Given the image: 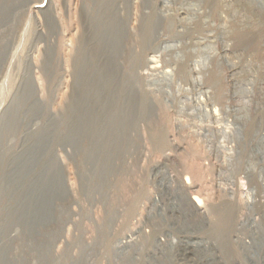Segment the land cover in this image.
I'll use <instances>...</instances> for the list:
<instances>
[{
  "label": "rangeland",
  "instance_id": "obj_1",
  "mask_svg": "<svg viewBox=\"0 0 264 264\" xmlns=\"http://www.w3.org/2000/svg\"><path fill=\"white\" fill-rule=\"evenodd\" d=\"M170 1L172 10L193 4L201 13L188 23L176 12L161 16L163 0H0V264L100 263L101 252L127 231L149 199L154 171L175 168L198 178L204 154L197 144L206 141L234 146V264L250 263L243 258L249 245L239 241L250 242L253 225L264 240V202L259 199L262 204L247 215L244 194L250 187L259 192L264 179V167L258 171L264 159V12L252 0H234L232 10L228 0ZM148 18L154 21L147 43L140 29ZM106 20L112 29L95 47L94 36L103 33ZM231 30L234 35L226 36ZM207 33L210 40L196 48ZM179 38L187 53L183 63L175 51L154 53L162 42ZM207 42L211 47L204 51ZM153 56L157 72L147 67ZM113 58L121 67L118 74L110 67ZM233 58L234 69L228 62ZM125 71L134 73L150 96L144 114L138 94L119 98ZM154 80L161 81L152 85ZM248 81L253 97L240 90ZM212 95L219 96L217 114L202 117L200 108L211 109ZM237 107L247 114L242 132L233 126ZM110 120L127 123L128 139L117 144L105 168L97 162L99 136L122 135L120 128L99 126ZM255 148L260 155L254 157ZM28 151L30 163L22 161ZM55 156L62 192L55 182L54 222L39 232L41 216L26 214L23 186L43 167L54 165L56 172ZM220 213L222 234H228V215ZM220 242L224 254L230 253L227 242Z\"/></svg>",
  "mask_w": 264,
  "mask_h": 264
},
{
  "label": "built area",
  "instance_id": "obj_2",
  "mask_svg": "<svg viewBox=\"0 0 264 264\" xmlns=\"http://www.w3.org/2000/svg\"><path fill=\"white\" fill-rule=\"evenodd\" d=\"M197 145L204 154L199 152L203 157L197 162L200 166L198 178L191 171L180 174L172 168L173 173L169 171L163 181L164 174L154 171V190H149V199L140 206L129 228L122 234L118 247L126 251L125 257L136 255L135 264H222V258L226 260L227 256L223 255L212 235L215 215L221 211L230 220L225 244L231 255L230 262L226 260V264H234L236 193L234 173L231 176L227 171L229 164H234V146L210 144L207 141ZM261 148H264V144ZM221 151L224 157L229 156V160L232 157L231 161L226 160ZM262 164L258 169L259 174L264 167V159ZM259 183V192L256 187L244 191L248 199L247 215L262 204L257 202L259 199L264 202V179L261 178ZM178 184L185 190V204L176 199ZM253 188L256 190L252 192Z\"/></svg>",
  "mask_w": 264,
  "mask_h": 264
},
{
  "label": "bare ground",
  "instance_id": "obj_3",
  "mask_svg": "<svg viewBox=\"0 0 264 264\" xmlns=\"http://www.w3.org/2000/svg\"><path fill=\"white\" fill-rule=\"evenodd\" d=\"M229 1V5L228 4H226V5H228L227 6V9L228 10H232V5H233V1L234 0H228ZM238 1V0H237ZM252 1H254V2H257L258 3V6H259V9L262 11V12H264V0H252ZM171 1L170 0H163V2H162V4H161V9H160V14H161V16H164V15H169V14H171L172 12H176V13H178L180 16H186V18L185 19H183V20H188V23H191V22H193L195 19H197V16L201 13V10L199 9V8H197V6H195V5H193V4H188L186 7L185 6H182L179 10H172V8L170 7L171 6ZM249 5H252L251 3H248L247 4V6H249ZM244 8H246V7H244ZM184 11H190L191 12V14H187V13H185ZM233 13H232V18H234V16L236 15V14H238V10H234V11H232ZM262 14H264V13H262ZM182 18V17H181ZM231 19V18H230ZM103 21H105V20H99V21H97V20H94L93 21V23L94 22H99V24L101 23V22H103ZM153 21H154V19L153 18H148L146 21H144L145 23H143L142 24V28L140 29V30H142L141 31V33H142V35H143V38H144V41L145 42H147L148 43V39L150 38V34H151V32H152V26H153ZM109 23V22H108ZM112 25V24H111ZM111 25H109V24H107V20H106V22H104V24H103V33L102 34H96L95 36H94V42L96 43V46L95 47H98L100 44L99 43H101V41H102V37L104 36V34L105 33H108V30H110V29H112V26ZM174 25V23L172 22V21H170V28L172 27ZM128 26H126V28H127ZM126 28H125V30H126ZM234 30H231V31H229V33L228 34H226V36H233L234 35ZM213 34V33H212ZM211 34V35H212ZM208 36V33H207V35L205 36V37H207ZM198 38L197 40H196V43H197V45L195 46L196 48L197 47H200V45L198 44V43H202V42H204V41H207V40H210V37L208 36L207 38ZM118 38L121 40V35H117V42H118ZM181 38H179V39H176V40H173V41H164V42H162L161 43V45L159 46V48L158 49H156L155 50V52L154 53H157L158 51H162V52H170V51H175L176 52V59L177 60H179V61H181L182 63L184 62V59H185V56H186V54H185V52L184 51H181L180 49V46H181ZM185 44H187V43H185ZM188 45V44H187ZM186 45V46H187ZM211 44H208V42H207V44H204V45H202V48H203V50L204 51H206V50H208L211 46H210ZM198 50V49H197ZM196 50V51H197ZM224 50H225V52H228L229 51V46H226L225 48H224ZM96 51V50H95ZM194 51H195V49H194ZM98 52V49H97V51H96V53ZM189 52V51H188ZM197 53V52H196ZM184 54H185V56H184ZM154 57L155 56H153L152 57V59L151 60H149L148 61V65H147V67H149V70L150 71H152V72H157V70H158V66H157V62H156V60H154ZM93 59H94V57H93ZM116 61H118L117 60V58H114ZM239 60V59H238ZM119 62V61H118ZM228 62H229V64H230V66H231V68L232 69H234L235 67H236V61L234 60V58L233 59H230V60H228ZM119 64V63H118ZM119 71H121V67L119 68V70H118V72ZM185 69L182 67V70H180V72H179V76L180 77H183L184 76V74H185ZM118 72H117V74H118ZM169 73H171V72H169V71H163V72H161V74L163 75V76H169ZM128 76V77H127ZM161 81V80H160ZM160 81H157V80H154V81H152V85H154L155 83H158V82H160ZM34 82H35V84H36V80L34 79ZM199 86H202L203 84V82L200 80L199 82ZM161 86V85H160ZM159 87V86H158ZM161 87H163V85L161 86ZM164 88V87H163ZM130 89H132V90H135V94L137 95L138 94V97H140V102H139V104H138V106H139V111H140V113L141 114H144L146 111H148L149 110V108H150V106L148 105V103L146 102L147 100H148V97H150L149 96V94H147L146 92H144V90H143V86H142V83L140 82V80L138 79V77L133 73H130V72H128V71H125L124 72V79H123V83H122V90H121V93H120V96H119V98H121V96H122V94H128V91L130 90ZM240 90L241 91H243V92H245V97H253V83H252V81H248V82H246L244 85H242L241 87H240ZM264 93V92H263ZM206 94L208 95L209 94V92H206ZM168 95H170V94H168ZM87 96V95H86ZM171 96V95H170ZM169 97V96H168ZM216 97H219V96H216V95H212L211 97H207V100L210 102V110H205V108L203 109L202 107L200 108V109H202L201 111L203 112V114L201 115L202 117L205 115V116H207L208 118H210L211 116H212V114H217V111H216V108H215V106H216V104H218L217 103V98ZM263 97V96H262ZM88 98H90V99H94L95 101H97V102H99V100H100V97H88ZM44 104L46 105V103L44 102ZM118 105V104H117ZM116 107V106H115ZM118 107H120L119 105H118ZM199 108V107H198ZM119 109V108H118ZM121 109V108H120ZM200 109H198V110H200ZM213 109H215V110H213ZM244 107L243 108H239V107H237V108H233V112H234V114H233V118H234V122H233V126H235V130L237 131H239V132H242L244 129H245V124L242 122L244 119H245V117H246V115L247 114H245V115H242V112L244 111ZM229 111H231V109L230 108H227V113L229 112ZM59 115L60 114H56L55 116H57L58 118H59ZM230 115H228L227 114V121L229 122V117ZM217 121V120H216ZM106 123H108L107 125H99L101 128H105V130H107L108 131V129H117V128H120V133L122 134V135H120L119 137H117V138H114V136H110V135H104V136H99V140H98V142H99V144H101V147H100V152H99V156L97 157V162L98 163H100L101 165H102V167L105 165V168H107V163L108 162H110V160H111V154H112V151H114L115 149H116V146H117V144L119 143V142H125V140L126 139H128L127 138V132H124L125 131V129L127 128L126 126V122L123 120V121H117V120H110V121H107ZM106 131V132H107ZM118 131V130H117ZM44 135V134H43ZM222 135V134H221ZM126 136V137H125ZM229 136V135H228ZM227 137V136H226ZM120 138V139H119ZM117 139H118V141H117ZM129 140H130V138H129ZM4 142V141H3ZM209 142H212V141H209ZM218 143H222V142H217V143H210V144H218ZM223 144V143H222ZM231 144V143H230ZM4 145L7 147V144H5L4 143ZM9 148H11L10 146H9ZM256 150H258V149H254V151H253V153L255 154V152H256ZM258 152V151H257ZM256 152V153H257ZM49 153H51V150L49 151ZM220 154L222 155V156H224L223 155V152L221 151L220 152ZM260 155V152H258L257 153V156H259ZM256 156V154L254 155V157ZM56 157V162H57V165L59 166V164H60V157H58V156H55ZM229 158V157H228ZM227 160V159H226ZM229 161H231V158H230V160ZM59 163V164H58ZM62 165V164H61ZM57 166V167H58ZM166 166L168 167H170V165H168V164H166ZM229 166H230V168H229V171L228 172H230L229 174L231 175V176H233L232 174H233V172L231 171V169H233L234 168V164H232V163H230L229 164ZM55 167V166H54ZM170 168H172V167H170ZM60 170H61V172H62V168H60V166H59V168L58 169H56V181H57V189L60 191V192H62V183L61 182H58V179H57V176L59 177V172H60ZM171 170H173V169H171ZM161 170L159 169V173H163L164 175V177L162 178V180L163 181H165L166 180V173H164V172H160ZM173 172H171V174H172ZM190 180V179H189ZM64 184V183H63ZM96 188V187H95ZM93 189H94V187H93ZM92 188H91V191L93 190ZM176 195H178V197H176V199L177 200H181L182 201V204H185V199H186V196H185V190L183 189V187H182V185L181 184H178V189L176 190ZM142 197V196H141ZM56 202V201H55ZM55 206H56V203H55ZM134 207V206H133ZM129 212H130V210H129ZM215 218H216V220L214 221L215 223H214V226H213V229H212V235H213V237L215 236V241H216V243H218V245H219V248L221 247V242L220 241H225V242H227V236H228V234H222V230L224 229V225H220V223H221V213L220 212H218V213H216V215H215ZM227 218H228V220H227V222H226V229H228V226H229V223H230V220H229V217L227 216ZM108 223V222H107ZM221 224H223V223H221ZM216 226H218L217 228H218V230H217V232L216 233H214V231H215V229H216ZM108 227V226H107ZM263 228V227H262ZM259 229H261L260 227H257V226H255V225H253V227H252V230H254V231H252V234L250 235V237H249V239H250V242L249 241H247V240H241V241H239L240 243L242 242V243H245V244H247V245H249V247H248V249L246 248V249H244V251H245V254H244V261L246 262V261H249L250 263L249 264H261L262 262H263V264H264V254H262V251L264 252V240L262 239H260L259 238V233H258V231L257 230H259ZM127 230V229H126ZM125 230V231H126ZM229 230V229H228ZM124 231V230H123ZM260 232V231H259ZM124 233V232H123ZM108 235H110V233H109V231L107 232V236ZM122 236V235H121ZM120 236V237H121ZM217 236V237H216ZM109 237H112V235H110ZM120 237H117L114 241H113V243H112V245L110 244V247H106L105 249H104V251H102L101 253H102V256H103V258H102V261L100 262V263H97V262H87V264H103V262L104 261H108V263L109 264H114V261L115 260H118V261H122V263L123 264H131V262L133 263V264H135V260H134V258H136V255H131V256H126V258H123V259H120V257L118 256V255H121V256H124L125 254H126V251H124L123 250V248L122 249H120V248H117V247H119V245H121V242H122V239H121V241H119L120 240ZM239 239V238H238ZM247 239V238H246ZM248 239V240H249ZM237 241V240H236ZM238 242V241H237ZM223 252V255L225 256V254H224V252L225 251H222ZM231 255V253H228V254H226V256L227 255ZM246 256V257H245ZM227 260V259H226ZM226 260L224 259V258H222V264H226ZM229 262H230V260H228Z\"/></svg>",
  "mask_w": 264,
  "mask_h": 264
},
{
  "label": "water",
  "instance_id": "obj_4",
  "mask_svg": "<svg viewBox=\"0 0 264 264\" xmlns=\"http://www.w3.org/2000/svg\"><path fill=\"white\" fill-rule=\"evenodd\" d=\"M1 60V59H0ZM1 61H0V68H1ZM110 67L114 73H117L119 70L118 61L114 58L110 60ZM128 95L133 96L135 94V90L130 89L128 91ZM135 97V96H133ZM40 143L47 142L46 135H42L39 139ZM32 158L31 152H27L23 156L24 162L30 163ZM32 162V161H31ZM31 179V178H30ZM56 179V172L54 169V165H51L50 168L43 167L40 169V172L36 174V176L25 183L23 186V191L26 193L28 198V204L25 206L24 210L27 215H31L34 213H39L41 216L42 221L38 227V231L44 228L45 224H50L54 222L55 218V199H54V191H55V182L57 186ZM41 195L43 197H39L40 200H36V196ZM44 223V224H42ZM45 235V234H44ZM46 236V235H45Z\"/></svg>",
  "mask_w": 264,
  "mask_h": 264
}]
</instances>
